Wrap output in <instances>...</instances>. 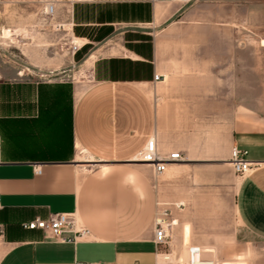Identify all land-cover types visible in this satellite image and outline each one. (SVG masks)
<instances>
[{"label": "crops", "instance_id": "crops-1", "mask_svg": "<svg viewBox=\"0 0 264 264\" xmlns=\"http://www.w3.org/2000/svg\"><path fill=\"white\" fill-rule=\"evenodd\" d=\"M64 1L71 7H127L128 13L70 16L74 23L115 27L91 53L90 81L0 75V264H164L154 242L158 196L151 179L132 170V158L152 135L164 153L180 151L184 156V148L172 149L160 140L152 101L132 79V61L141 59L132 49V38H137L132 32L152 34L153 24L168 21L156 33L155 72L165 77L185 72L176 81L189 86H207L213 79L229 82V72L217 71L231 68L234 52L221 54L214 65L202 63L201 46L194 45L201 38L194 9L171 18L187 5L248 8V0ZM145 2L151 3L150 16L132 12ZM233 117L230 159L238 146L257 165L236 193L240 232L233 247L207 245L216 249L218 264H264V105L246 107ZM188 155L185 161L170 162L169 170L175 171L167 175L180 174L190 162L209 160L193 151ZM136 163L154 173L151 165ZM35 166H42V174L35 173ZM60 212L75 213L91 236L62 242L22 225ZM193 220L196 231H212L211 224ZM183 238L187 245L191 237Z\"/></svg>", "mask_w": 264, "mask_h": 264}, {"label": "rangeland", "instance_id": "rangeland-1", "mask_svg": "<svg viewBox=\"0 0 264 264\" xmlns=\"http://www.w3.org/2000/svg\"><path fill=\"white\" fill-rule=\"evenodd\" d=\"M51 5L55 8L53 14L47 13ZM150 9L151 3L145 2L132 8V12L148 17ZM189 9H194L195 17L200 20L195 28L201 35L200 43L194 45L201 46L202 63L214 65L221 54L234 52L237 61L231 68L217 71L222 75L229 72L232 77L229 82L213 79L207 86H189L176 81L185 72L174 77L156 73V33L168 21L153 24L152 34L132 32L137 36L132 38V49L141 55V59L132 61V79L152 101L160 140L173 145L172 149L183 147L184 159L192 151L209 159L190 162V166L174 176L167 175L175 171L172 167L156 175L150 167L132 162V170L152 181L158 196L157 214L168 209L178 220L172 232V260L164 264H189L188 247L192 244L209 250L205 256L215 260L216 249L208 247V241L217 242L224 250L233 247V237L240 232L236 193L245 178L234 173L230 165L233 116L246 107L264 105V0H248V8L187 5L171 19L181 18ZM127 13V7H77L76 4L71 7L64 0H0V75L90 81L94 59L91 53L115 27L81 24L77 20L74 23L70 22V16L77 19V16L95 18ZM194 217L200 218L202 225L211 224L212 231H196L192 224ZM183 237H191L187 245Z\"/></svg>", "mask_w": 264, "mask_h": 264}, {"label": "built area", "instance_id": "built-area-1", "mask_svg": "<svg viewBox=\"0 0 264 264\" xmlns=\"http://www.w3.org/2000/svg\"><path fill=\"white\" fill-rule=\"evenodd\" d=\"M158 1V0H152ZM51 14L55 12L54 5L50 6ZM156 76V80H159ZM2 138L0 135V164L3 162L1 157ZM248 151L234 146L231 152V164L234 172L240 176H247L251 170L257 165V162L250 160ZM137 162H143L152 166L156 175L166 172L169 163L172 161H180L184 156L180 151L164 153L158 149L155 135L150 136L145 146L134 156ZM35 173L42 174V166H35ZM182 204H179L181 206ZM174 218L172 212L165 209L160 214H157L155 219L154 242L159 250V255L164 261L172 260V232ZM26 229H42L46 231L50 237L62 242L76 241L80 238H89L91 231L86 226L81 224L75 213L60 212L52 214L48 219L40 217L25 222L22 224ZM205 251L202 246L192 244L188 247L189 264H218L215 259L205 256ZM79 264H92L82 263ZM98 264V263H95Z\"/></svg>", "mask_w": 264, "mask_h": 264}, {"label": "bare ground", "instance_id": "bare-ground-1", "mask_svg": "<svg viewBox=\"0 0 264 264\" xmlns=\"http://www.w3.org/2000/svg\"><path fill=\"white\" fill-rule=\"evenodd\" d=\"M50 13L51 14V9L49 8V7H47V13ZM132 161H135V162H137V159H135L134 157L132 158ZM183 161H185V159H183ZM143 163V162H142ZM170 168H171V166H170ZM182 205L184 204L183 202L181 203ZM178 224V220L176 219V218H174V223H173V227L175 226V225H177ZM162 258V257H161Z\"/></svg>", "mask_w": 264, "mask_h": 264}]
</instances>
